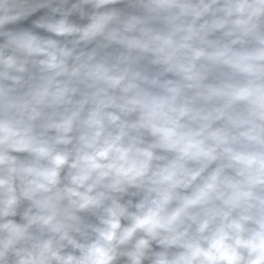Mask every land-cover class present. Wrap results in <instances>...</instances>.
<instances>
[{"label": "clouds", "instance_id": "clouds-1", "mask_svg": "<svg viewBox=\"0 0 264 264\" xmlns=\"http://www.w3.org/2000/svg\"><path fill=\"white\" fill-rule=\"evenodd\" d=\"M0 264H264V0H0Z\"/></svg>", "mask_w": 264, "mask_h": 264}]
</instances>
